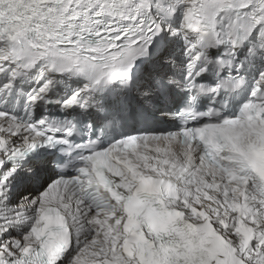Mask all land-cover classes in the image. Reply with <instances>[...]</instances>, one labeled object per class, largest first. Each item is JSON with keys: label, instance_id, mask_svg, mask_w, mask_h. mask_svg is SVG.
<instances>
[{"label": "snow or ice", "instance_id": "6c2138e0", "mask_svg": "<svg viewBox=\"0 0 264 264\" xmlns=\"http://www.w3.org/2000/svg\"><path fill=\"white\" fill-rule=\"evenodd\" d=\"M0 264H264V0H0Z\"/></svg>", "mask_w": 264, "mask_h": 264}]
</instances>
